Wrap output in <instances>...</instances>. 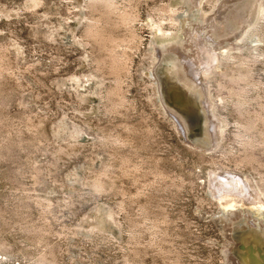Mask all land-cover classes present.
Masks as SVG:
<instances>
[{
	"label": "rangeland",
	"instance_id": "obj_1",
	"mask_svg": "<svg viewBox=\"0 0 264 264\" xmlns=\"http://www.w3.org/2000/svg\"><path fill=\"white\" fill-rule=\"evenodd\" d=\"M116 2L0 0L5 264H247L264 213L216 189L264 192V0L236 33L224 0Z\"/></svg>",
	"mask_w": 264,
	"mask_h": 264
},
{
	"label": "bare ground",
	"instance_id": "obj_2",
	"mask_svg": "<svg viewBox=\"0 0 264 264\" xmlns=\"http://www.w3.org/2000/svg\"><path fill=\"white\" fill-rule=\"evenodd\" d=\"M204 0H193V4H195L194 8H196V6L200 7V4L203 3ZM250 2L245 5V9L244 10H240L241 8V5L243 4H240V0H224V4L221 5V8H220V11L222 14H224L225 12L227 11H231V14H234V18L232 19V23H231V28H229V31L230 29H232L231 31L232 32H235L236 31L238 32L241 27L243 28V30H247L249 25L252 23L253 21V18H254V15H257L255 14L256 11H258V7H257V3H258V0H249ZM245 2V1H244ZM243 2V3H244ZM248 2V1H246ZM245 2V3H246ZM260 2V1H259ZM34 3L35 4H38L39 3V0H34ZM116 0H74V4H76V7L79 8L80 10L78 11H81L83 12L84 10H86L87 8H90V7H100V8H104L106 9L107 12L109 13H113V12H116V11H120L118 10V6L116 4ZM97 8V9H98ZM257 8V9H256ZM103 9V10H104ZM228 13V12H227ZM190 15V14H189ZM90 18V17H89ZM86 19V18H85ZM87 19H88V16H87ZM207 20V19H206ZM225 20V19H224ZM82 21V18L81 17H72V20L71 22L73 23V25L76 27L79 23H81ZM93 23H95V25H97V22L96 20L93 18ZM177 23L179 24L178 26H180V33L178 34H182L185 31V27L188 25L189 23V18H187L186 16H183V17H180L178 20H176ZM150 22V26H152V29L154 30V32L156 33L155 35L156 36H160V37H168L170 35L174 36V32H168V31H165L163 30V26H155V22H153L152 20L149 21ZM228 22V21H227ZM210 25V24H209ZM92 28V27H91ZM189 28V27H188ZM90 30V29H89ZM177 31V30H176ZM189 32V31H188ZM188 32H186L188 34ZM246 32V31H245ZM89 33V32H88ZM91 33H93V31H91ZM214 33V32H213ZM245 34V33H244ZM195 35V34H194ZM231 35V34H230ZM185 36V34H184ZM234 36V35H233ZM193 37V36H192ZM187 39V38H186ZM188 40V39H187ZM192 40V39H191ZM170 51H165V52H161L160 51V58H161V63H164V62H167L168 61V56L170 55ZM172 55V53H171ZM170 55V56H171ZM224 55V54H223ZM221 57V55H220ZM219 57V58H220ZM217 64V63H216ZM161 65V64H160ZM162 66V65H161ZM160 66V67H161ZM157 67V66H156ZM162 68V67H161ZM160 69V68H159ZM191 69V68H190ZM161 70V69H160ZM194 70V69H193ZM163 71V70H161ZM161 71H159L156 76V78L159 80V83H160V87H161V91L162 92H165V86H164V75L161 73ZM207 71V70H206ZM190 72V71H189ZM194 72V71H192ZM188 73V72H187ZM186 74V73H185ZM205 75V74H204ZM154 76V75H153ZM191 76V74L189 75ZM193 77V76H192ZM155 78V79H156ZM195 80V79H194ZM204 80H205V83H207L206 81H208V79L206 77H204ZM196 82V81H195ZM167 85V84H166ZM184 85V84H183ZM187 85V84H186ZM192 89V86L189 85ZM194 89V88H193ZM193 89H192V92H193ZM188 90V89H187ZM236 91V90H235ZM163 94V93H161ZM166 99V98H165ZM160 104V103H159ZM168 107V106H167ZM168 109V108H167ZM176 111V110H175ZM177 112V111H176ZM178 113V112H177ZM179 115V114H178ZM173 116V115H172ZM180 116V115H179ZM178 116V117H179ZM183 118V117H182ZM182 120V119H181ZM179 122V121H178ZM190 124V122H189ZM181 126L184 128L185 132H187L186 130V125L181 121ZM183 131V130H182ZM246 176V175H245ZM243 177V176H242ZM241 177V178H242ZM254 179V178H253ZM229 180V179H228ZM243 182L240 183V182H237L236 185V189L233 191V190H225L223 187L222 189H216V191H218L220 193L219 198H220V203H221V206L223 208H225L226 210L228 211H232L234 212L233 210H237L238 209L240 210L241 208H244L246 211L247 210H251V211H256V212H260L261 214L264 213V192L262 189H259L256 184V180H255V184H254V180H251L250 178L248 177H244L243 179ZM264 181V180H262ZM224 184H227V183H224ZM223 184V185H224ZM222 185V184H221ZM258 185V184H257ZM225 187V186H224ZM229 187V186H228ZM227 189V187H225ZM232 188V186H231ZM238 194V195H241L243 196V206L242 207H238V204L236 202L235 199H231V200H228L227 197H228V194ZM217 194V193H216ZM221 196V197H220ZM241 211V210H240ZM233 218H232V222L236 221V218L237 217H240V213H233ZM111 216V215H110ZM229 217V215H228ZM247 218V217H246ZM242 219V218H241ZM240 220V219H239ZM90 224L92 222H95V219L93 218V216L91 217L90 215ZM260 225V224H259ZM258 228H261V230L259 232H253L251 235H250V243H251V248L248 249L247 253L245 254V260L244 262H246L247 264H264V258L261 257L260 254L257 253V251L255 250V245L257 244L258 246H260L261 244L264 245V227H258ZM256 245V246H257ZM260 248V247H259ZM262 248V247H261ZM7 258L5 256H2V254L0 253V264H5L7 262Z\"/></svg>",
	"mask_w": 264,
	"mask_h": 264
}]
</instances>
